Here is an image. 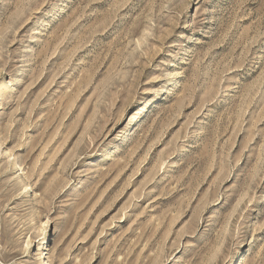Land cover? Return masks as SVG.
I'll use <instances>...</instances> for the list:
<instances>
[{
  "label": "rangeland",
  "instance_id": "1",
  "mask_svg": "<svg viewBox=\"0 0 264 264\" xmlns=\"http://www.w3.org/2000/svg\"><path fill=\"white\" fill-rule=\"evenodd\" d=\"M0 264H264V0H0Z\"/></svg>",
  "mask_w": 264,
  "mask_h": 264
},
{
  "label": "bare ground",
  "instance_id": "2",
  "mask_svg": "<svg viewBox=\"0 0 264 264\" xmlns=\"http://www.w3.org/2000/svg\"><path fill=\"white\" fill-rule=\"evenodd\" d=\"M152 176L150 177V178H148L147 180H146V182H145V184L147 185L151 180H152Z\"/></svg>",
  "mask_w": 264,
  "mask_h": 264
}]
</instances>
